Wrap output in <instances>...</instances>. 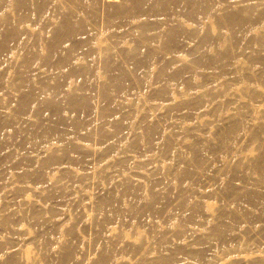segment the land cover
Here are the masks:
<instances>
[{
  "label": "rangeland",
  "instance_id": "374dc122",
  "mask_svg": "<svg viewBox=\"0 0 264 264\" xmlns=\"http://www.w3.org/2000/svg\"><path fill=\"white\" fill-rule=\"evenodd\" d=\"M235 1L0 0V264H264V0Z\"/></svg>",
  "mask_w": 264,
  "mask_h": 264
},
{
  "label": "bare ground",
  "instance_id": "6f19581e",
  "mask_svg": "<svg viewBox=\"0 0 264 264\" xmlns=\"http://www.w3.org/2000/svg\"><path fill=\"white\" fill-rule=\"evenodd\" d=\"M130 1H133L134 3L131 5V8L128 9L125 6L127 5V2H130ZM147 1H150V0H111V5L107 6L103 0H98L99 7L101 9H103L106 13H108L114 17H119L121 15V11L126 8L120 19L124 18L127 13H133L134 17L139 16V15H146L150 10H152V9L144 10L142 8L144 3ZM152 1H155L158 3V2H161L162 0H152ZM242 1H244V0H236L235 2L238 3V2H242ZM253 10L254 9L252 8L250 11H253ZM117 12H119V13L117 14ZM228 14H229L228 16L231 18L240 17L239 12H231ZM64 23L68 24V20H65Z\"/></svg>",
  "mask_w": 264,
  "mask_h": 264
}]
</instances>
